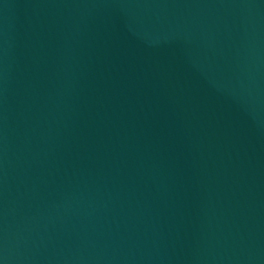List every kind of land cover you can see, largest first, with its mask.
Masks as SVG:
<instances>
[{
	"label": "water",
	"instance_id": "obj_1",
	"mask_svg": "<svg viewBox=\"0 0 264 264\" xmlns=\"http://www.w3.org/2000/svg\"><path fill=\"white\" fill-rule=\"evenodd\" d=\"M0 264H264V0H0Z\"/></svg>",
	"mask_w": 264,
	"mask_h": 264
}]
</instances>
